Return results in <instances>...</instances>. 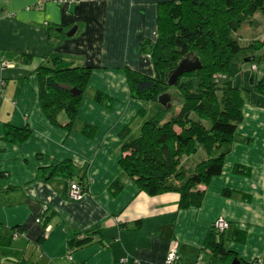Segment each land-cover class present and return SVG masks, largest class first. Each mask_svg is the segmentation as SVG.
Here are the masks:
<instances>
[{
	"label": "crops",
	"instance_id": "1",
	"mask_svg": "<svg viewBox=\"0 0 264 264\" xmlns=\"http://www.w3.org/2000/svg\"><path fill=\"white\" fill-rule=\"evenodd\" d=\"M39 1L0 0V244L32 264H164L173 244L178 264H229L208 245L215 234L240 264H264V100L245 101L222 175L199 186L198 208L180 209L178 193L151 198L119 166L122 146L161 107L131 98L124 68L154 76L153 59L139 46L157 41L160 5L182 0ZM73 27L77 34L66 37ZM52 56L93 68L71 130L52 124L41 107L38 68ZM263 73H250L252 90ZM97 92L113 105L97 104ZM58 121L67 122L64 112ZM85 125L93 127L91 137L82 133ZM25 127V142L4 139L7 128ZM64 162L74 168L70 182L53 172ZM237 166L247 175L235 174ZM71 182L85 187L83 199L69 198ZM115 182L123 186L118 191ZM219 219L229 225L220 235ZM93 229L92 242L70 252L74 234Z\"/></svg>",
	"mask_w": 264,
	"mask_h": 264
},
{
	"label": "trees",
	"instance_id": "2",
	"mask_svg": "<svg viewBox=\"0 0 264 264\" xmlns=\"http://www.w3.org/2000/svg\"><path fill=\"white\" fill-rule=\"evenodd\" d=\"M257 12L264 14V0L163 3L157 21V41L146 39L138 49L140 54L153 59L154 76L124 68L132 99L156 104L160 96L167 95L164 91L174 88L183 102L175 111L172 97L168 94L169 102L160 105L154 118L143 124L140 135L122 146L126 155L120 159L119 166L138 189L151 198L168 192L178 193L180 209L198 208L204 197V192L198 190L199 186H207L222 175L224 159L230 153L238 125L243 122L245 98L234 80L242 74L245 65L257 66V57L264 56V39L244 46L235 34L247 22L246 19L253 18ZM60 36L64 38L65 35L60 33ZM50 44H53L51 37ZM192 51L203 61L202 69L182 75L174 87L167 86L168 73L176 68L181 57ZM22 58L31 61L29 56ZM50 63L44 66L42 62L38 68L41 107L52 124L71 130L93 68L74 67L60 56H52ZM215 75L221 78L215 81ZM62 84L76 87L83 93L73 97L70 91L61 88ZM253 87V92L264 99V73ZM94 101L107 107L113 105V100L102 92L95 94ZM62 112L66 114L67 122L61 124L58 116ZM130 129L123 131L122 141ZM93 131V127L88 125L82 129L87 137H91ZM30 134L27 127L7 128L4 139L19 144L25 142ZM199 155L202 157L197 158ZM184 157L200 160L190 166L187 161L181 163ZM55 168L53 172L58 169L65 172L69 182L73 178L74 168L70 163L64 162ZM234 173L246 176L248 171L237 166ZM0 177L5 175L0 174ZM114 185L117 191L123 187L119 182ZM96 232L93 229L75 233L69 241L70 252L91 243ZM220 237L216 241L217 237L212 234L208 245L220 262L230 264L235 256L226 251L223 235ZM44 241L45 236L42 235L38 243ZM236 241L243 244L244 239L236 238ZM0 264L32 263L0 244Z\"/></svg>",
	"mask_w": 264,
	"mask_h": 264
},
{
	"label": "rangeland",
	"instance_id": "3",
	"mask_svg": "<svg viewBox=\"0 0 264 264\" xmlns=\"http://www.w3.org/2000/svg\"><path fill=\"white\" fill-rule=\"evenodd\" d=\"M247 22L241 27V29L238 31V33L235 34V37L238 39L242 40L241 44L242 45H249L251 42L255 40H261L263 41L264 39V14L262 12H257L253 18L246 19ZM256 65L250 66L249 64L245 65L243 67V72L239 76H237L234 80L235 86H237L239 89L242 90V96L245 98V101H253V102H258V101H263L264 99L260 96H257L256 94L253 93L252 87H250V73H255V75H262L264 71V56H258L256 59ZM255 67V68H254ZM247 68H249L247 70ZM221 78L218 75L214 76V80L216 81L217 79ZM245 87V88H244ZM167 95H171L172 101L174 103V106L176 107L174 110L178 111L183 102L182 99L180 98L179 94H177V90L174 88H170L166 91ZM247 98V99H246ZM155 107V106H153ZM201 158L202 155H199L197 158ZM200 159L194 158L192 159H187L186 157L182 158L181 163H184L187 161L189 165H193L197 162H199Z\"/></svg>",
	"mask_w": 264,
	"mask_h": 264
},
{
	"label": "water",
	"instance_id": "4",
	"mask_svg": "<svg viewBox=\"0 0 264 264\" xmlns=\"http://www.w3.org/2000/svg\"><path fill=\"white\" fill-rule=\"evenodd\" d=\"M75 34H77V27H73L67 33V37L71 38ZM202 62L203 61H201L200 56L193 51L181 57L180 61H178L177 63L176 68L170 71V73H168L167 75V79H166L167 86L174 87L179 84L178 81L182 75L202 69L203 67ZM61 88L70 91L69 93L73 97H77L83 93V91H80L78 88L72 87L70 85L62 84ZM168 102H169V97L167 95H162L158 99V103L163 106L166 105ZM233 261L234 262H232V264H240V261L238 259H234Z\"/></svg>",
	"mask_w": 264,
	"mask_h": 264
},
{
	"label": "built area",
	"instance_id": "5",
	"mask_svg": "<svg viewBox=\"0 0 264 264\" xmlns=\"http://www.w3.org/2000/svg\"><path fill=\"white\" fill-rule=\"evenodd\" d=\"M46 0H41L38 3V7H41L42 5H44ZM57 3H62L66 0H55ZM5 64H10L9 62H6ZM255 68V67H254ZM70 196L69 198L72 200H81L85 197V190L84 188L81 186V184L75 183V182H71V185H69V193ZM42 219H37V223H41ZM214 228L216 229V231L220 234H223L225 232V230L229 227V225L227 224V222L224 219H219L215 222L214 224ZM49 227L45 230L46 232H49ZM20 234V232H15L14 234V238H16L18 235ZM178 246L177 244H173L172 247H170L169 252L167 254V259L165 261L164 264H178L180 262V256L178 253ZM69 260H72L71 256L68 257ZM201 259V257H200ZM253 264H257V263H253Z\"/></svg>",
	"mask_w": 264,
	"mask_h": 264
}]
</instances>
